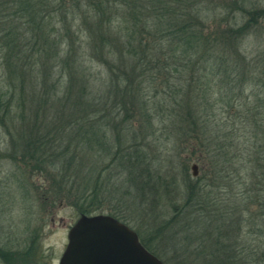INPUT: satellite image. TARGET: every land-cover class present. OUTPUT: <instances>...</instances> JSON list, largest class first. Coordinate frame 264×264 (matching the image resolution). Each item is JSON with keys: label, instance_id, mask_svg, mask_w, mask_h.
Listing matches in <instances>:
<instances>
[{"label": "rangeland", "instance_id": "obj_1", "mask_svg": "<svg viewBox=\"0 0 264 264\" xmlns=\"http://www.w3.org/2000/svg\"><path fill=\"white\" fill-rule=\"evenodd\" d=\"M100 3L104 15L93 1L80 0L78 11L58 20L56 36L62 44L57 57L51 44L49 52L33 55L36 50L30 49L29 38L37 32L26 30L22 76L8 79L4 74L1 64L16 59L0 40V80L11 93L10 106L0 111V264H58L70 227L84 215L75 196L89 192L97 181L109 200L104 210L87 216L116 215L164 264H178L192 250L180 241L193 236L197 224L184 219L185 214L173 218L190 187L216 199L229 192L240 198L244 192L249 175L241 168L247 169L246 149L252 136L249 128L241 126L238 111L258 106L264 111V0H162L164 8L156 9L176 28L196 31L202 23L204 34L215 32L222 40L225 48H219V54L224 51L228 56L231 77L246 82L239 83L245 88L243 104L235 102L232 108L227 101L235 86L231 79L227 87L220 81L222 65L218 76L206 54L204 59L200 53L182 54L165 34L152 32L149 11H153L142 7H148V0L136 8L141 19L132 46L136 58L125 56V45L102 40L107 26L111 35L127 37L132 4ZM11 10L3 12L5 19ZM4 15L0 13L1 20ZM230 25L244 26L236 53L222 31ZM215 59L218 63L219 57ZM14 80L17 83L11 84ZM203 91L206 96L213 93L206 101L214 99L211 112L218 124L208 141L213 144L209 152L198 130L206 109ZM183 102L196 118V126L189 130L177 117L185 112L178 107ZM193 128L197 134L191 132ZM218 146L233 155L232 168L224 173L226 184L213 182L210 174V159L218 156ZM133 165H149V169L131 171ZM251 168L249 164L247 170Z\"/></svg>", "mask_w": 264, "mask_h": 264}, {"label": "trees", "instance_id": "obj_2", "mask_svg": "<svg viewBox=\"0 0 264 264\" xmlns=\"http://www.w3.org/2000/svg\"><path fill=\"white\" fill-rule=\"evenodd\" d=\"M74 1L77 2L74 4ZM91 1H93V5H95L103 15L106 13V9L102 6L100 0ZM127 1L132 4L129 14H127L129 18V24L126 26L128 38L125 35V39L122 40L120 37L111 35L110 26H107V32L104 33L105 36L102 35V40L106 41L109 45L116 44L119 46L120 43L125 45V56H127V58H136L137 53L132 46L134 37L137 35V25L140 24L141 21L136 15L140 9L136 8L140 6L139 3L144 0H122V2ZM79 3L80 0H70V3L66 0H0V13L2 15H4V11L12 8L10 16L7 17V19H5V15L3 16V20L0 19L1 43L5 50L8 51V54H10V56L12 55L13 59H16V62L12 60L11 63L7 60L1 64L4 66V74L9 76L7 77L8 79H12L16 77V75L22 76L24 74L22 67L26 65L27 62L25 48H27L28 45V39L25 35L26 30L27 33H29L28 31L37 32V36L31 34L29 38L33 41L30 49L36 50V52H33V55L49 52L50 44L56 49L53 52L55 54L54 56L57 57V55H59L58 48L62 42H59L56 36L58 20L61 18L59 21H63L64 18H66V14H72V12L78 11L80 7ZM68 5L71 8L67 7ZM162 5V0H148V7L146 8V5L142 6L145 11H149V8L153 11H149L152 15V21L154 20V26L153 28L151 27L152 32L157 35L165 34V37L172 42L177 49H180L182 54L200 53V57L203 59V56L206 54V62L211 69L218 73V76L221 74L222 65L223 79L220 81L225 82L227 87V83L229 79H231L233 86H235L233 87L234 93L230 95L227 104H231V108L234 107L233 104L235 102L243 104L245 88L244 86L242 87L241 84H243L244 81H242V83L241 81H234V78L231 77L233 68L228 65V56L224 51L219 54V48H225L221 45L222 40L217 37L215 32L204 34L203 31L205 28L202 23L196 26V31H187L183 27L176 28L168 19L157 13V8H164ZM1 8L3 9L2 11ZM63 16L65 17L63 18ZM101 26L100 24V28ZM169 26L171 29H167ZM144 27L145 26H142L143 30L145 29ZM243 29L244 26L242 29H233L230 25L227 26L226 30H222L231 41V47H233L235 53L237 49L236 44L238 39L242 36ZM140 31H138V33H140ZM52 36L54 39H52ZM105 37L107 39H105ZM38 41L41 42L42 46ZM140 43L144 48L147 47L145 45V43H147L146 41L142 40ZM38 45L41 46L40 50L38 49ZM216 56L219 57L218 63H215L217 61L215 59ZM33 66L34 65H31L32 70ZM134 75L135 74H133V76ZM211 75L214 76L213 74ZM4 82L5 80H0V111L3 108H5L4 111H6L10 106L8 100L11 93H9L10 89L8 85L6 86ZM10 83L14 84L17 83V81H10ZM245 83L246 82H244V84ZM125 91L131 94V97H135L132 90L130 93L129 88L127 89L126 87ZM228 91H230V88ZM207 94L206 91L202 93L203 100L205 101L204 105L206 106L203 108L206 109L202 112L204 117L201 121L202 126L199 127L198 130L199 134L203 137L202 140L204 141L203 146L205 151L209 152L210 146L213 144L208 141H210V138H213L212 135L215 133L213 130L217 128L218 124L214 122V114L211 112L214 99L212 101H206L210 100L209 98L213 96V93L206 96ZM222 100L225 99L223 98ZM36 102L37 107H41L43 100ZM76 103L78 102L76 101ZM178 107L182 108V111L185 110L182 114L181 112L178 113L177 117L180 124L186 123L188 126L187 130L196 126L195 116L191 115L188 112L189 110H186L190 108L189 104L183 102V104L178 105ZM258 108H260V106H258ZM258 108L248 109L245 112L243 108H241L238 111V118L242 120L240 122L241 126L243 128H249L250 135L252 136L251 146L246 149V168L248 169L249 164L252 168L249 169V171L245 168H241V171L245 172V176L249 175L248 179L244 180V192L241 197L239 198L235 196V194L229 192V194H225L223 198L216 199V197L211 198L209 194L202 193L196 189L193 190V188L190 187L188 196L186 197V201L184 200L180 212H176V214L173 215L175 220L178 213L181 215L185 214L184 219L192 218L191 220H194L197 226H200L199 228H197V226L192 228L195 231L193 236L190 238L185 236L181 239L180 243L191 246L192 250L190 251L191 253L189 252L187 256L183 257V260L180 258L181 261L178 264H264V117L260 118L264 111L261 112ZM83 110L85 109H82V111ZM73 123L77 122L74 121ZM191 132L197 134L195 128H193ZM82 137L83 139L85 138L84 142H86L87 136L82 134ZM46 139H48V137H46ZM34 144L41 148L40 143L34 142ZM216 149H218V156L213 159L209 158L211 167L210 174H212L213 182L222 184L227 180L226 177H224V173H227L232 168L233 155H230V150L225 149V147L218 146ZM234 158L237 157L235 156ZM148 167L149 165H143L142 167L130 166L131 171L137 170L138 172H144L145 168L149 169ZM234 171H239V169L236 168ZM228 188L231 190L230 186H228ZM75 197L77 198L76 206L80 214L84 215H90L97 210H104L102 208L104 206L106 207V203L109 200V195L103 190L100 181H97L89 192L77 194ZM173 210L175 211L176 209L174 208ZM109 215L122 222L116 215ZM140 243H142L148 252L162 261L157 253L152 251L149 246L141 241ZM176 261H178V258H176Z\"/></svg>", "mask_w": 264, "mask_h": 264}, {"label": "water", "instance_id": "obj_3", "mask_svg": "<svg viewBox=\"0 0 264 264\" xmlns=\"http://www.w3.org/2000/svg\"><path fill=\"white\" fill-rule=\"evenodd\" d=\"M196 176L195 167H192ZM58 264H163L129 227L108 215H80Z\"/></svg>", "mask_w": 264, "mask_h": 264}]
</instances>
